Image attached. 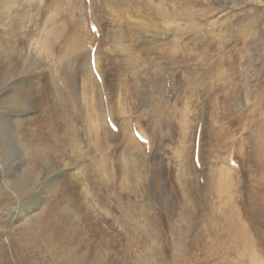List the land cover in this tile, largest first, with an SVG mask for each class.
Instances as JSON below:
<instances>
[{
  "label": "rangeland",
  "instance_id": "374dc122",
  "mask_svg": "<svg viewBox=\"0 0 264 264\" xmlns=\"http://www.w3.org/2000/svg\"><path fill=\"white\" fill-rule=\"evenodd\" d=\"M8 2L0 0V82L12 87L20 77L17 72L27 76L32 61H37L31 51L51 40L47 55L52 67L44 72L35 67L39 73L27 81L26 97L32 101L36 124L58 119L63 111L68 119L66 129L60 119L55 129L62 127L69 138H64L63 142H69L61 150L67 173L65 193L71 194L74 203L63 194L46 205L44 211L51 219L65 220L53 237L46 228L43 233L36 222L24 229L11 220L13 230H5V209L10 218L23 202L16 196L0 200V264H253L255 260L264 264V226L260 229L246 216L253 214L250 204L256 192L262 195L259 201L264 200V185L257 188L254 182L264 172L255 148L257 134L264 133V0L254 4L250 0H96L103 31L102 59L113 65L108 81L126 101L125 145H114L111 150L103 146L101 133L96 139L89 127L94 112L97 118L102 115V105L91 109L70 54L73 47L81 50L88 44L87 4L83 8L77 0H26L29 18L26 14L24 40L16 24L20 15L7 9ZM46 29L54 31L51 38ZM152 35L156 41L146 54L131 53L138 50L136 41H148ZM14 55L16 62L25 61L21 70L14 63L5 71ZM169 71L176 80L171 92L174 100L162 104L166 90L161 78ZM73 87L78 96L72 94ZM57 88L68 92L65 110ZM5 109L3 105L1 134L14 127ZM138 122L156 141L151 153L141 143L136 148L130 140L128 129ZM201 129V152L218 172L199 171L205 173L200 183L199 177L182 175L179 147L190 140L193 150L194 134L197 139ZM241 136L247 141L246 148ZM71 142L78 143L80 152ZM231 157L239 162L245 177V188L241 185L239 189L240 178L235 173L237 198L233 199L252 236L254 247L249 252L248 244L239 245L232 235L228 207L217 190L220 169L229 165ZM187 183L191 191L186 190ZM107 193L123 201L130 217H141L137 227L113 200L107 204L119 219L105 215L102 205ZM160 227L164 233L159 234ZM77 234L80 237L73 238Z\"/></svg>",
  "mask_w": 264,
  "mask_h": 264
},
{
  "label": "bare ground",
  "instance_id": "6f19581e",
  "mask_svg": "<svg viewBox=\"0 0 264 264\" xmlns=\"http://www.w3.org/2000/svg\"><path fill=\"white\" fill-rule=\"evenodd\" d=\"M77 1H78L77 5H80V7L84 8L85 6L84 2L88 6L89 28L87 26V33H86V36L88 38V44H86V47L82 48L81 50L73 47L72 50L70 51L72 58L71 60L76 65V69H75L77 73L76 79L79 84H82L81 91H83V93L87 92V95L89 96L91 109L96 110L97 105H102V115H100L99 118H97L96 113L94 112L92 114L93 117L91 118L89 127L91 130H93V136L96 139L99 138L101 133V136L103 137L102 144L105 148L111 150L114 145H116V147L118 148H121L125 145L123 132H125L127 124L125 118L126 109H124L123 106L126 104V101L122 97L120 98L119 93L116 94V91L114 90L115 84H110L108 81V74L111 73L110 68L113 65L112 62L106 64L105 63L106 61L102 59V47L100 44V40L103 31L101 29L102 26L96 14L97 13L96 0H88V1L77 0ZM255 1L256 0H250V4H254ZM9 2L7 4L8 5L7 9L17 11L16 14L19 13L20 19L16 20V24H18L20 32L21 31L23 32L22 39L27 40V37L25 36L26 31L25 30L23 31V25H25L24 21L25 19L28 20L29 18L28 13L26 11L27 9V6L25 5L26 0H9ZM26 14L28 18L26 17ZM90 17H91V21L95 23L98 28L100 38H98V35H94L90 31L91 30L89 24ZM2 21L4 20L2 19L1 22ZM170 26L172 25L171 24L167 25L168 30L171 28ZM46 31H50V30L46 29ZM53 32L54 31L49 32L50 38L53 36ZM148 39H149L148 41L147 40L136 41L134 48H138V50L136 49L138 51V54L135 53L136 50L134 52L131 51L130 52L133 55H137V57H140V55L142 54L141 52L144 53L145 50L151 48L155 44L156 37L154 35L148 37ZM131 41L133 42L134 40ZM50 46H51V40L45 42L43 48L39 47L38 49L35 50V52L31 51L30 55L33 56L34 59L37 58V61H32L33 65L32 68L27 69V71H29L27 76H25V74L22 75L21 72H17L18 76H20L19 78L21 79L18 78L17 83L14 84L12 87H10V85L6 86L2 82H0V114L2 113L1 107L5 105L7 118L8 120L13 121L14 123V127L9 129L7 132H4L5 134L8 133L7 135L1 134L2 130L0 127V200L9 199L12 196L13 197L16 196V199H22L23 202L22 206L15 211V215H12L10 218L9 215L7 214L8 211L6 212L5 209L2 215L3 218L4 217L8 218V220L4 222V225L6 226L5 230H8V228L13 230L12 227H9L11 220H13L12 224L19 225L24 229H31V226L36 222L39 223L43 233H44L43 228H46V231L49 232L50 236L55 237L57 236L58 231L61 228V225L63 226L65 220L64 219L59 220V216H56V219H51V216L44 211L46 205H48V203L52 199L63 194H67V196L64 197L66 201H68L69 203H74L71 194L65 193V188H67V184L65 181V179L67 178L66 177L67 173L66 170L63 169L64 155L61 150V148L63 149L62 146H65L66 142L67 143L69 142L68 135L65 133L66 131L65 132L62 131V129L65 128L64 125L66 124V121L68 119L65 117L63 111L62 115L58 119H48L42 123L39 122L38 124H36V120L33 117L35 110L32 107L33 106L32 101L28 100L26 97L27 88L29 85L27 84V81H30V79H33L34 76L37 73H39L38 69L35 67H38L41 70L40 72H44L46 69H50L52 67L51 64H49L48 62L49 58L47 55L48 52L52 50V48L50 49ZM95 46L98 47L95 56L96 70L101 77L102 83H99L97 81L91 65L92 50H90V48L88 47H91L93 49ZM130 47L132 46L130 45ZM128 48L129 47H127V49ZM146 52H148V50ZM174 52L176 54L177 50H174ZM16 57L17 55H14L13 60L9 62L10 65L7 64L5 66V71H10L14 63L16 67L19 66L18 71L21 70V64H23L25 61H23V59L20 60L18 59L16 62L15 59ZM22 69L26 70L25 65L22 67ZM170 71L167 72L166 76L168 77L171 76V80L170 77L169 80H167L166 76L161 78V85L164 84V89L166 90L165 92L166 96L162 100V104H164V101H166L167 104H171L170 103L171 99L174 100V95H172L171 92L176 80L171 75L172 74L171 72H173L174 70L171 72ZM103 89L105 91V95H103ZM57 92L58 93L60 92L61 106L65 110L66 102H67L66 95H68V92L66 91L65 88H57ZM71 92L73 95L78 96V89L73 87L71 89ZM147 94L151 96V89L148 87H147ZM104 97L106 100H104ZM156 101H158L160 104L159 100ZM261 103H264V99L261 100ZM182 104L185 109L187 103L183 101ZM174 106L176 105H173L172 108ZM106 107L108 109L107 113H106ZM68 109L69 111H71L70 107H68ZM140 115H143V113L141 112ZM139 117L141 118L142 116ZM108 118H111V120L117 126L118 128L117 133L112 131V129L109 127ZM58 120L61 123L60 125L63 126V128L61 127V129H55ZM141 124H142L141 122H138L136 124V127L141 132L142 136H144L149 141V145L147 146L142 144L135 137L134 134L135 124H133L134 126L132 125L130 129H128L130 140L136 148H139L140 143L144 145L146 147V151L148 154V151H150L151 153V151L154 150L156 141L153 137L152 138L154 140L148 136L147 131ZM200 125L201 122L199 123V127ZM15 127L17 128V130L15 129ZM262 130H264V126ZM70 131L72 132V130ZM117 134L119 135L117 136ZM195 134H194L195 139L193 143L194 145L193 150L190 146L191 141L189 140V141H185L183 146L180 145L179 153H180L182 165L184 166L182 175L185 177L191 176L194 177L195 179L199 177V181L201 183L202 181V179H200L201 176H203L205 173L216 174L218 172V169L217 167L214 166L210 167V165H208L206 157L201 152L200 147L198 152L200 169L197 167L195 163V152H196V141H197ZM257 136L259 139H257V141L254 139L256 141L255 148L256 151L261 155L260 166L264 167V133L257 134ZM54 137H62V138L60 140H57V138ZM4 138L6 139L3 140ZM64 138H68L67 141L63 142ZM148 138L151 139L152 141L149 140ZM240 141L241 143L244 144V147L246 148L247 141L245 137L241 136ZM200 144H201V139H200ZM70 145L73 149H75V151L78 150L80 152L79 145L77 142H71ZM238 152L241 155V152L239 150ZM155 154L156 152L154 153V155ZM158 160L160 161V159ZM231 160L235 162L236 164L235 167L230 165ZM202 167L208 170L204 171ZM220 170L222 176H220L217 182L215 180V182L217 185H219L217 190L221 195H224L223 201L228 207L227 218L229 220L232 231H234L232 235L238 240L236 242L239 245L247 247L248 244V252H249L250 248L254 247L253 245L250 244L252 242V238H251L252 236L250 235V233L248 236L246 232L247 229L246 224L243 222V220H241L240 214L238 216V212H237L238 207H236V204L234 202L236 199L235 200L233 199V198H237V195H235L236 193H234L236 172L240 178L239 189L241 185L243 189L245 188V177L242 176L243 175L242 167L240 166L238 161H235L234 158L231 157L229 160V165L227 167H222ZM199 171L201 173L202 172L205 173L201 174ZM260 175L261 178L259 180H254L257 188H259L260 185L262 186L264 185V172L261 173ZM194 178L191 179L195 180ZM186 180L188 181V179ZM208 182L211 183L210 180H208ZM185 188L187 191H191L193 189L192 185L191 184L189 185V183L185 185ZM248 193L250 196V190H248ZM259 194L257 192H256V196L254 194V197L252 198V202L250 204L251 205L250 207L253 210V214L248 213L246 216L248 218L247 220L250 221V223L254 222V224H258V227L261 229V226L262 225L264 226V200L261 202L259 201L260 199L259 197L262 198V195L260 194L259 196ZM109 199L111 201L113 200L115 205L123 210L122 213L125 216H128L129 222L133 223L135 227L138 226L141 217L139 216L130 217L128 212L125 210L126 208L125 205L123 204V201H119L120 199L116 198L115 199L117 201L116 202L110 193H107L105 199L103 198V203L105 202V204L102 205L103 207L102 210L105 213V215H107V217H111V218L117 217L114 213L115 211L113 210V208H111L109 204H107ZM256 200H258L257 201L258 203H261L259 207H256V203H257ZM32 202L35 203L34 206L28 207L29 206L28 204H31ZM242 202H245V200ZM159 204L166 207L164 205L166 203H159ZM8 209H10V206L8 207ZM37 209L38 211H36ZM62 211H66V210L64 209ZM165 214H167L170 217L171 215L170 210L166 209ZM234 215L237 216L234 217ZM168 216L167 218H169ZM78 217L79 216H77V218ZM149 222H151L150 219ZM164 231L162 230L161 227L159 228V234L164 233ZM79 234L73 235V238L78 239L80 237ZM67 236L71 238L69 234H67ZM253 254L254 252L252 253L251 250V255ZM253 264H262V261L260 260L257 262V260H255Z\"/></svg>",
  "mask_w": 264,
  "mask_h": 264
}]
</instances>
